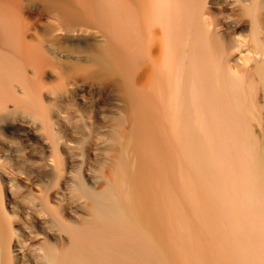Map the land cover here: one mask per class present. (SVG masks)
<instances>
[{
	"label": "bare ground",
	"instance_id": "bare-ground-1",
	"mask_svg": "<svg viewBox=\"0 0 264 264\" xmlns=\"http://www.w3.org/2000/svg\"><path fill=\"white\" fill-rule=\"evenodd\" d=\"M263 18L264 0H0V128L36 134L14 113L48 126L50 99L107 165L99 190L65 186L78 223L11 193L0 264H264Z\"/></svg>",
	"mask_w": 264,
	"mask_h": 264
},
{
	"label": "rangeland",
	"instance_id": "rangeland-1",
	"mask_svg": "<svg viewBox=\"0 0 264 264\" xmlns=\"http://www.w3.org/2000/svg\"><path fill=\"white\" fill-rule=\"evenodd\" d=\"M241 34L249 35L248 28H244ZM14 90L18 95L22 94L15 83ZM43 103L47 107L46 120H49L50 127L45 125L46 121L42 119V116L37 117L38 114L34 113V109L20 107L14 113V119L26 121L27 125L29 123L34 125L38 132L27 135L29 129L18 125L7 131L0 128L2 143L0 169L6 170L11 179V183L8 184L7 178L0 175V211L9 215L11 221L15 223L14 229H20L23 216L17 209L11 193L23 189L31 192L40 190L49 199L51 205L60 210L66 220L78 223L83 218H88L90 203L86 201L82 208L71 209L70 198L63 194L65 186L75 185L78 181L88 190H99L107 171L106 162L96 159L92 153L91 138L82 136L79 141L74 140L71 132L58 124L55 118V112L59 110V106L50 99H44ZM254 125L257 126V123L255 122ZM44 126L50 128L49 131H45ZM74 141L76 146L72 148L71 142ZM92 181L97 184H93ZM57 196L62 197L61 202L56 200ZM69 212H72V215Z\"/></svg>",
	"mask_w": 264,
	"mask_h": 264
}]
</instances>
